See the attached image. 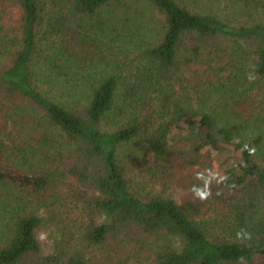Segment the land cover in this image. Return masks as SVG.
<instances>
[{
  "label": "trees",
  "instance_id": "1",
  "mask_svg": "<svg viewBox=\"0 0 264 264\" xmlns=\"http://www.w3.org/2000/svg\"><path fill=\"white\" fill-rule=\"evenodd\" d=\"M9 1L18 17L0 28V264H89L94 251L264 264V0ZM72 13L110 49L135 53L132 81L76 61L63 27ZM138 157L187 170L190 193L144 192L127 164ZM69 209L85 216L73 233L60 227ZM45 224L60 233L50 255L35 236Z\"/></svg>",
  "mask_w": 264,
  "mask_h": 264
},
{
  "label": "rangeland",
  "instance_id": "2",
  "mask_svg": "<svg viewBox=\"0 0 264 264\" xmlns=\"http://www.w3.org/2000/svg\"><path fill=\"white\" fill-rule=\"evenodd\" d=\"M203 2L204 1L200 0V3ZM209 6L221 7L217 4L210 5L209 3H203L200 5V8L203 9ZM49 10H52L50 3L47 4V8L45 9L46 13H48ZM17 17V10L12 6L11 1L0 0V28L3 26L8 28V25L15 23ZM44 17L47 18V14H45ZM58 17H62V15H59ZM86 23L87 19H82L80 16L73 13L70 14L67 20L63 23L65 32L69 33L72 38L70 40V48L76 56V61L78 60L81 62L80 65H85L86 67L94 66L93 69L100 74L104 73L109 75L114 71L121 70V79L127 82L126 78H128V80L132 81L133 74L137 73V70L140 67L135 53L122 51L120 42H113V45L110 49L109 39L104 38V36H100L95 30L90 31L85 25ZM65 40L68 39L61 37V41L64 42ZM44 41L45 40L43 38L39 43V51L40 55L42 56L49 53L47 47L49 48V46H51V41L48 45H46ZM106 48H108L111 53L107 52ZM7 50L8 47L6 46V50H3L2 52L4 53L0 55V67L8 66ZM91 60L94 61V63H90ZM140 62L141 64L143 63L142 61ZM42 89L44 91V88ZM153 95L157 97V94ZM161 99H164L163 95H161ZM152 106H154L153 108H158L159 103L157 102V104ZM160 121H156L155 126L160 123ZM105 124L108 127L110 126L109 123ZM14 132H16V129L12 125L6 124V126L3 127V134L7 137L8 133ZM143 161H141V159L138 157L135 160V165L132 162H128L127 164L129 165V169L133 174V182L136 183L138 187L144 189V192L156 194L161 193L163 195L167 194L174 198L177 202H181V200H183L190 193L191 181H189L188 178L190 173L187 170H183L178 173L177 168L174 167L164 171V164L145 166V161ZM168 174L170 175L171 180L167 176ZM165 179H169V182H165ZM79 189L81 190V188ZM63 210L64 209H61V211ZM84 217L79 215L77 211L69 209L66 211V214L63 215L60 227H64L65 231L73 233L72 229L85 222ZM213 219V216L203 218V220H206L208 223H211ZM72 220L76 221L75 226L71 224ZM35 236L43 255H50L54 249L55 239H60V233L58 229L50 224H45L37 229ZM41 237H43V239ZM113 255L114 253H111V257ZM140 255H142L141 251ZM112 259H109L105 253H101L100 251H94L88 255L89 264H147V262L144 260V257L142 256L139 261L131 260L128 256L125 257L122 255L113 256Z\"/></svg>",
  "mask_w": 264,
  "mask_h": 264
},
{
  "label": "clouds",
  "instance_id": "3",
  "mask_svg": "<svg viewBox=\"0 0 264 264\" xmlns=\"http://www.w3.org/2000/svg\"><path fill=\"white\" fill-rule=\"evenodd\" d=\"M250 154H252V153H250ZM210 195H211V193H209V192L199 193V196H200L201 200L207 199ZM237 236L239 238L240 233H237ZM41 238L43 239V237H41Z\"/></svg>",
  "mask_w": 264,
  "mask_h": 264
}]
</instances>
